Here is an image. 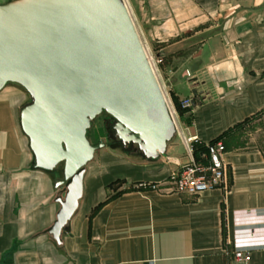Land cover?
<instances>
[{
  "label": "crops",
  "instance_id": "1",
  "mask_svg": "<svg viewBox=\"0 0 264 264\" xmlns=\"http://www.w3.org/2000/svg\"><path fill=\"white\" fill-rule=\"evenodd\" d=\"M188 4L220 19L199 31L202 50L175 74L187 84L180 97L195 104L174 121L202 141L223 138L229 188L138 187L166 179L172 154H139V162L106 154L86 165L78 208L57 243L46 229L61 171L33 166L19 121L28 93L8 83L0 90V264H230L233 249L264 264V0Z\"/></svg>",
  "mask_w": 264,
  "mask_h": 264
},
{
  "label": "water",
  "instance_id": "2",
  "mask_svg": "<svg viewBox=\"0 0 264 264\" xmlns=\"http://www.w3.org/2000/svg\"><path fill=\"white\" fill-rule=\"evenodd\" d=\"M20 85L19 112L34 167L61 164L59 208L46 229L57 243L83 193L85 167L104 145L86 136L100 113L110 138L143 158L165 154L175 134L159 82L124 0H9L0 3V90Z\"/></svg>",
  "mask_w": 264,
  "mask_h": 264
},
{
  "label": "rangeland",
  "instance_id": "3",
  "mask_svg": "<svg viewBox=\"0 0 264 264\" xmlns=\"http://www.w3.org/2000/svg\"><path fill=\"white\" fill-rule=\"evenodd\" d=\"M188 1L190 0H124L143 47L155 59L156 63L153 67L169 111L174 118L179 115L180 110H183L181 105L183 97H180V94L188 93L187 84L178 82L175 74L181 71L184 64L191 63L202 50L203 47L198 42L199 31L214 25V22L220 19L219 13L190 12ZM29 100V94H25L23 103ZM112 121L113 118L105 112L100 113L91 121L86 132L87 138L91 144H96L101 140L104 145L95 151L87 167L91 163H104L106 154L128 158L135 162L141 161L140 153L134 150L133 146L123 147L117 140L109 137L113 131ZM174 142L179 143L176 132L168 141L165 150V154L168 151L172 154L169 156L171 161L175 160L174 155L178 153H182L183 156L184 151L181 144L176 148H170ZM61 168V164L55 167L60 171ZM56 188L55 195L62 186Z\"/></svg>",
  "mask_w": 264,
  "mask_h": 264
},
{
  "label": "built area",
  "instance_id": "4",
  "mask_svg": "<svg viewBox=\"0 0 264 264\" xmlns=\"http://www.w3.org/2000/svg\"><path fill=\"white\" fill-rule=\"evenodd\" d=\"M147 58L151 68L154 69L155 59L150 55ZM194 104L193 96H186L181 99L183 108H190ZM170 114L172 116L171 112ZM172 118L174 120L173 116ZM174 124L179 144L183 146V160L171 161L168 159L173 167L166 179L156 183L141 182L137 186L150 187L153 190H160L165 187L171 191L186 192L193 195L213 188H221L226 191L229 188V181L224 160L225 144L223 138L217 136L211 140L202 141L197 135L190 134L186 129L178 127L175 121ZM231 253L234 262L230 264H248L246 251L233 249Z\"/></svg>",
  "mask_w": 264,
  "mask_h": 264
},
{
  "label": "bare ground",
  "instance_id": "5",
  "mask_svg": "<svg viewBox=\"0 0 264 264\" xmlns=\"http://www.w3.org/2000/svg\"><path fill=\"white\" fill-rule=\"evenodd\" d=\"M126 5V4H125ZM127 7V6H126ZM130 14V13H129ZM131 16V15H130ZM144 50H145V53L147 54V56L149 55L148 53H147V50L145 49V47H144ZM154 70V69H153ZM154 74H155V76H156V78H157V75H156V73H155V70H154ZM158 80V79H157ZM160 85V84H159ZM161 87V86H160ZM162 89V88H161ZM162 93H163V90H162ZM163 95H164V93H163ZM164 97H165V95H164ZM165 100H166V98H165ZM168 105V104H167ZM170 110V109H169ZM85 175V174H84Z\"/></svg>",
  "mask_w": 264,
  "mask_h": 264
},
{
  "label": "flooded vegetation",
  "instance_id": "6",
  "mask_svg": "<svg viewBox=\"0 0 264 264\" xmlns=\"http://www.w3.org/2000/svg\"><path fill=\"white\" fill-rule=\"evenodd\" d=\"M113 139H115V140H117V141L119 142V140H118L117 138H113ZM119 143H120V142H119ZM120 144H121V143H120ZM127 145H131V146H133V149L135 148V146L132 145V144H126V146H127ZM126 146H125V147H126ZM134 150H135V149H134Z\"/></svg>",
  "mask_w": 264,
  "mask_h": 264
},
{
  "label": "trees",
  "instance_id": "7",
  "mask_svg": "<svg viewBox=\"0 0 264 264\" xmlns=\"http://www.w3.org/2000/svg\"><path fill=\"white\" fill-rule=\"evenodd\" d=\"M218 137H220V135Z\"/></svg>",
  "mask_w": 264,
  "mask_h": 264
}]
</instances>
